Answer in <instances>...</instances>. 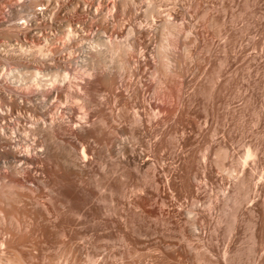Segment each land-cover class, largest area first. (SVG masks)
<instances>
[{
  "label": "bare ground",
  "instance_id": "bare-ground-1",
  "mask_svg": "<svg viewBox=\"0 0 264 264\" xmlns=\"http://www.w3.org/2000/svg\"><path fill=\"white\" fill-rule=\"evenodd\" d=\"M193 1L0 0V230L5 234L0 236V264H44L50 254L45 258L43 246L53 242L68 247L71 243L66 249L78 253L80 241H84L80 225L87 221L90 231L94 230L99 194L109 195L102 196L111 206L105 209L107 215L119 206L117 201L114 206V195L128 199L135 208L146 201V195H150L147 181L151 195H158L161 178L168 188L170 182L174 183L173 168L167 165L169 162L164 163L163 151L168 148L175 168H180L181 162L174 159L182 154L178 151L190 137L202 140L207 134L209 139L198 153L197 169H193L195 163L185 169L187 163L181 166L185 170L177 174L181 182L186 184L187 179L205 185L210 181L208 168L214 166L216 176L236 178L235 194L238 185H243L234 174L235 166L223 164L229 149L218 135L223 130L222 121L210 127L209 106L225 88L224 73L228 72L230 58L241 56L233 54L235 42L224 15L228 2L220 3L224 12L221 19L209 14V36L199 30V25L181 19L189 12L187 8L198 2ZM180 44L182 51L178 50ZM219 48L222 56L212 63L208 77L202 78ZM185 61L192 66H185ZM3 66H8L7 70L3 71ZM153 75L159 77L156 81L163 90L157 89L155 94L160 97L150 103L145 94L147 80ZM198 94H203L206 101L201 113L196 111ZM221 105L225 109L230 106L228 101ZM163 115L173 119L172 126L167 123L170 131L166 128L165 132L161 126L166 120ZM211 146L216 148L214 151L212 147L214 165L209 167ZM252 156L247 146L245 157ZM122 176L133 179L134 184L127 183L129 180L116 182ZM184 183L183 190L191 194ZM133 190L137 193L135 200L129 194ZM247 191L243 198L235 194L226 197L237 205L247 197ZM195 192L199 193L198 188ZM191 212L186 213L188 230L200 235L201 228ZM142 214L134 212L129 218L138 229L144 221ZM229 229H233V222ZM94 235H90L89 244L85 242L87 245L92 244ZM106 237H111L110 233ZM161 242L160 247L169 255L179 253L187 264L204 260L200 254L194 257V253L171 246L163 238ZM93 253L87 255L86 264L96 263ZM76 254L73 260L68 254L55 260L52 253L54 259L50 256L48 262L69 264L71 260L76 264L81 259L76 260Z\"/></svg>",
  "mask_w": 264,
  "mask_h": 264
},
{
  "label": "rangeland",
  "instance_id": "rangeland-1",
  "mask_svg": "<svg viewBox=\"0 0 264 264\" xmlns=\"http://www.w3.org/2000/svg\"><path fill=\"white\" fill-rule=\"evenodd\" d=\"M197 1L196 0L193 1L194 3L196 2L197 3L193 5L194 7L193 6L188 7L187 11L189 12H187L186 16L181 19L186 23L189 22L190 24L194 23V25H199L197 26L199 30H202L201 32L208 35L209 31H211L208 28L209 17L216 16L215 18L217 19L222 18V15L224 13L221 10V4H220L222 0H215L216 2L214 0H207V2H204L205 0H201L202 3L204 2L203 4L200 2V0ZM208 1H210L209 5H208ZM224 1L225 0H223V2ZM226 2H228L227 3L228 5L225 3L227 6L226 12L224 14L225 20L227 19L226 21L229 25L230 37L232 38V40H234L236 47V48L234 47L233 54L234 55L237 54V56L239 55L241 56L234 58L231 55L232 58H230V64L228 66L229 73L228 72L224 73L225 76L224 78L227 79L225 88H223L221 95L218 94L217 97L215 96L216 97L215 103L217 104L216 105L213 102L215 104L214 105L215 108L213 107V103L211 106H209V110L212 113H214L213 114L214 116L212 117V113L210 112L211 113L210 127L222 121L223 130H220L218 135L219 138L223 139L224 143L229 149V154L225 159H223V164H225L226 167L235 166L236 170L234 174L236 175V177H238V179L243 180L242 182L243 185L240 186L238 185V191H236L237 193L235 194L234 190L236 189L235 188L236 178H234V176H226V177L216 176V174L214 173L215 172V167L213 166L214 163L212 161L215 158V154L213 153L216 147L214 146H211V148L214 147L213 152H212L213 148L209 150L211 151L209 152V157H210L209 167L213 166L212 168H208L210 181L207 180V182L209 184H207L206 182L205 185L203 184L199 185L198 183L189 181L187 179L184 180L191 184L186 182V184H188L186 185L184 182H181L178 175L180 176L181 175L180 173L182 171L184 173L185 170L183 169L192 165L193 163H195L196 165V166L192 165L193 169L195 170L198 168L197 167L198 153L200 150L204 148L206 142L209 139L207 134L204 136V138H202V140L201 137L199 139L197 138L191 139L190 137L189 138L190 142L188 140L187 141L188 143H186V145L182 147L183 149L180 148V150L178 151V155L180 151L182 152V154L180 153V156H178V158L181 159L180 160H178V158L174 159V161L177 160L179 163L181 162V164H179L180 168L177 167L180 172L178 171L177 168H175L176 164L172 161L171 157H169L168 148H165V151L168 150L166 151L168 154H164L166 153L165 151H163L162 153L164 163L167 164L166 162H169L167 165L170 166V169L173 168V170L172 169L171 170L174 171L173 173L171 171L172 174L171 180H174V183L172 181L173 185L170 182V185L172 187L171 186H169V188L166 187L167 185L163 180L164 178H161L159 185L160 187L159 194L156 195V193L153 192L151 195L150 192L152 191H151L150 182L147 181L145 183L146 190L147 191L150 190L149 191L150 195H146L145 199L147 200L146 201L144 200L147 203L144 204L145 202L143 201L141 202L143 205L140 203L141 205L139 204L138 207L136 208L132 202L128 203L129 201L128 199L119 197L118 195L116 196L114 195L113 196L114 206L116 207L118 203L119 206H117L115 210H113L109 215L105 213V209L110 208L111 206L109 205L108 202H103V198H102V196L108 197L109 195H107V193L105 194L100 193L98 211L96 215H94V218L96 217V220L93 218L94 219L93 229L95 231L94 230H92V232L90 231L92 229L90 228L91 223L87 221L83 220L82 224L80 225V230L82 234H84L82 235L83 237L82 240L84 241L83 242L80 241V244L82 245L80 246L79 244L80 247L79 252L78 253L76 251L71 252V250L70 251L68 250L70 245L71 246L73 245L71 243L69 244L68 247V244L64 246L58 244L57 242H53L51 244L49 243L47 246L46 245L43 246V248L46 247V249L43 250V253L44 254L46 253L44 255L45 258L49 256L47 253H49L50 256L53 253L54 254L53 256L56 260L58 258V255L60 256L62 254L63 256L65 255L63 254L65 252L66 255L67 254L69 255L68 258L73 260L72 255L77 253L76 260L78 258L81 259H78L76 261V264H78L77 262L79 260L82 261V259H83L82 262L79 261L80 264H86V262L84 261H86L87 255L92 254L94 252L93 254L94 255L96 254L95 264H187L188 263L186 262L187 260L183 258V256L179 255V253H177L178 255L176 254L175 256L169 255L164 250V248H162L163 246L160 247V245H162L161 239L163 238L169 244L171 243L170 244L171 246L183 247L184 249L189 250V253H191L192 255L194 253L193 255L194 257H198V255L200 254L199 257L203 258L204 260H206L207 258L206 261L202 260L201 264H210L211 261H213L211 264H213L214 262L215 264L217 262L218 264H224V263L225 264H264V0H241V1L226 0ZM237 2L240 6L237 5ZM199 3L203 6L199 5ZM237 6L239 8H237ZM196 8L200 12L197 11ZM196 11L198 12V14L200 13L199 15L197 14L198 16L197 19H196L197 16L195 15ZM227 11H229L228 14ZM203 12L205 13L203 14ZM187 16L189 19L187 18ZM205 17H208L206 18L207 19L206 24H204ZM198 21H202L200 22L201 25L198 23ZM211 33L212 32H210L209 36L212 35ZM183 42L185 43L188 42V37L183 38ZM187 44L189 45L190 43ZM179 47L181 49L178 50L182 51L183 45L180 44ZM217 50L218 51H215L214 55H212V57H214L212 58L213 61L210 60L211 58L209 59L210 60L209 62H211L209 63L208 66L209 70L208 67L205 69V72L203 70L201 74L202 78H205L206 76L208 77V74L211 71V67L215 63L214 60L222 56L221 53L222 50L220 48ZM243 50L245 51V53L243 52ZM236 51L239 52L236 53ZM149 54L150 56L152 55L151 53ZM185 62L187 64V65L184 64L185 66L188 67L190 65L192 66L190 61H185ZM2 68L4 71V68L7 70L8 66L7 68L6 66H3ZM156 76L157 75L149 76V78L151 79L147 80L149 85L152 84L151 87L149 85L147 86L146 88L147 92L145 94L146 98L148 97L150 99V100L147 99L150 101V103L153 101V98H155L156 96H157L156 99L160 97L159 95L155 94L157 89L161 90L163 88V86L156 81V78L157 79L159 78ZM148 87L151 89V92L148 91L149 89ZM147 93L149 96H147ZM219 95L220 97H218ZM203 98H204L203 94H198L197 97L195 98V100L197 99L195 101L196 109H197L196 111H198L199 113H201L200 110L204 105V103L206 102L205 99ZM217 99L220 101V102L218 101L219 104L216 101ZM200 101L202 104L200 103ZM223 101L229 102L230 105L228 106L229 109L228 108L225 109L222 107L221 103ZM212 107L215 110H213ZM165 116L163 115V117ZM169 117L168 118L165 117L166 123L164 122L165 124L163 123L161 125L163 126L164 131L166 128L167 129L169 128L168 129L169 131L171 130V127H169L168 125L172 126L171 120L173 119ZM167 119H169L170 121H168ZM168 122L169 124L167 125ZM147 136L149 135H145V137L149 139ZM140 145L141 144H139V146ZM144 146L145 145H141L140 148L142 147L145 148ZM247 146H249L253 151L252 157H248V158L245 157ZM194 158L196 161H193ZM181 160H183L184 162ZM189 161H191V164H189L190 163ZM238 162H241V164L238 165L237 164ZM212 163L213 165L211 166ZM184 164L187 166H185ZM181 166L183 167L185 166V167L183 168ZM174 168L177 170H175ZM181 168L183 169L181 170ZM245 170L247 171L245 172ZM151 173L152 171L148 169L147 174L150 175ZM177 178H179V180ZM123 180L127 182L129 178L127 177L125 178L124 176H122L121 178L118 177L116 182L117 181L121 182ZM132 180L133 179L129 180L130 182L128 181L127 183L131 184L132 182H134ZM183 183L185 184V187L186 186L190 187L191 194L183 190L184 187L182 185ZM192 183H194L193 186L195 187L194 188L192 186L193 189L197 190L198 188L199 193L198 192L194 193L195 190L193 191V189L191 188ZM164 189L166 190L168 189V190L165 191ZM217 189L223 190V194H219V190L218 192H216ZM246 191L248 192L247 197L242 199L243 202L241 201L237 205H234L232 200L226 197L232 195L234 196L235 194L238 197L243 198ZM168 192H170L171 194ZM129 194L132 196V198L133 197L136 198L137 196V193L134 190ZM192 194L194 196H192ZM133 200L135 199L133 198ZM133 207L134 210H132ZM188 211H192L191 213L194 214L195 222L198 225V227L201 228L202 231L200 235L191 234L190 231L188 230L189 229L188 221L186 219L187 218L186 213ZM134 212H138V213L142 212L143 213L142 216H145L143 217L144 221L139 229L137 228V226L134 225L135 223L129 221V218L132 217V214ZM232 222H233L234 230L229 229L230 224ZM108 228L110 231L108 230ZM106 233H110L111 237L105 238ZM87 234L89 236H87ZM91 234L92 235L95 234L94 239L92 240V244L87 245L90 243L89 240ZM4 235L5 234L3 233L0 236H4ZM1 239L2 238L0 237V240ZM157 240L158 241L160 240V242H158ZM86 241H88L87 244L85 243ZM55 243L58 245H56ZM94 245L96 246L94 247ZM57 246L59 247L57 248ZM52 247H54L53 250L56 248V250H54L56 254L52 252L53 251ZM64 247L65 249L68 248L66 250H68L69 253L71 252L70 254L74 252L76 253L70 255L69 253H67V251H64L65 250ZM96 247L98 249L97 252L95 253ZM61 248L63 250H61ZM58 251H60L59 253L61 254H59ZM82 252H84L85 254ZM201 253L203 256L201 255ZM50 256L48 257L49 261L51 258H53V256H51V258ZM48 258L45 260L46 263L44 262V264H49L51 262V261L48 262ZM69 262H70L69 264H71L72 261L69 260Z\"/></svg>",
  "mask_w": 264,
  "mask_h": 264
}]
</instances>
